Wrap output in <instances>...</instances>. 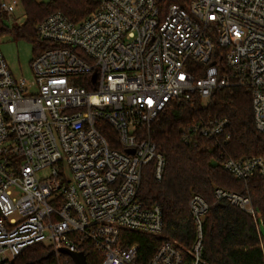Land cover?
Returning <instances> with one entry per match:
<instances>
[{"label":"built area","instance_id":"obj_1","mask_svg":"<svg viewBox=\"0 0 264 264\" xmlns=\"http://www.w3.org/2000/svg\"><path fill=\"white\" fill-rule=\"evenodd\" d=\"M95 1L79 20L54 10L37 22L49 45L30 60L31 82L13 77L0 52V264L34 244L56 258L60 248L90 244L99 264H203L210 204L198 193L187 203L190 245L168 239L139 260L138 244L123 242L122 230L163 228L160 206L137 197L144 166L160 180L165 165L142 128L192 93L206 101L219 88L246 86L254 127L264 132V0ZM225 124L194 121L181 139H216ZM221 164L236 179H264L262 156ZM213 194L259 218L248 195Z\"/></svg>","mask_w":264,"mask_h":264},{"label":"trees","instance_id":"obj_2","mask_svg":"<svg viewBox=\"0 0 264 264\" xmlns=\"http://www.w3.org/2000/svg\"><path fill=\"white\" fill-rule=\"evenodd\" d=\"M20 1L26 17L13 27V33L33 42V57L49 45L35 33V25L46 14L60 10L70 19L79 20L96 6L95 0ZM2 30L0 28V32ZM213 118L226 119L224 132L216 139L199 137L196 142L182 141L183 127ZM142 129L163 153L165 165L160 180L144 166L137 197L145 206H160L163 228L155 235L122 230L124 244H138L139 260L149 258L168 239L190 245L193 225L187 203L192 193H198L210 204L203 218V264H264V239L258 221L261 219L264 227V179L258 174L246 181L236 179L221 164L225 156L264 158V132L254 127L249 88L222 87L206 101L192 93L188 98L169 103L154 122ZM215 187L248 195L259 218L216 200ZM81 253L84 264L100 263L101 256L92 245L86 244ZM60 263L75 264L66 254L56 258L43 244H34L24 249L11 264Z\"/></svg>","mask_w":264,"mask_h":264},{"label":"rangeland","instance_id":"obj_3","mask_svg":"<svg viewBox=\"0 0 264 264\" xmlns=\"http://www.w3.org/2000/svg\"><path fill=\"white\" fill-rule=\"evenodd\" d=\"M11 0H0V52L2 53L13 77L24 78L27 83L33 80V74L30 68V60L33 57L34 44L30 39L16 37L13 33V27L20 25L25 20V11L20 0H16V5L10 13H7L2 7ZM48 2L49 0H37ZM31 92L34 87H31ZM49 169L44 168L37 172L38 176L48 175ZM261 235L264 239V227L259 219ZM61 262V261H60ZM61 264V263H60Z\"/></svg>","mask_w":264,"mask_h":264},{"label":"water","instance_id":"obj_4","mask_svg":"<svg viewBox=\"0 0 264 264\" xmlns=\"http://www.w3.org/2000/svg\"><path fill=\"white\" fill-rule=\"evenodd\" d=\"M59 252L68 255L75 262V264H84L81 252H73L65 248H60Z\"/></svg>","mask_w":264,"mask_h":264}]
</instances>
